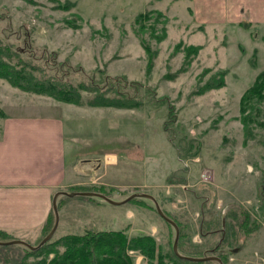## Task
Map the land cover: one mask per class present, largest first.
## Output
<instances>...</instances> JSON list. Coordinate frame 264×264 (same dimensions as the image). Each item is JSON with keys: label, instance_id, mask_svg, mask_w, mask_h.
Listing matches in <instances>:
<instances>
[{"label": "rangeland", "instance_id": "obj_1", "mask_svg": "<svg viewBox=\"0 0 264 264\" xmlns=\"http://www.w3.org/2000/svg\"><path fill=\"white\" fill-rule=\"evenodd\" d=\"M30 1L0 0V35L7 27L24 26L34 49L55 51L59 62L77 69L72 81L80 78L78 69L124 75L142 84L146 100L134 109L77 106L23 92L0 79V107L7 116L59 117L67 175L81 182L65 192L102 187L116 201L148 193L163 212L188 225L187 241L201 247L220 237L200 236L203 219L219 221L232 211L236 217L227 222L235 225L237 248L228 264H264V132L244 141L239 119L240 98L264 69V0ZM68 1L74 5L57 7ZM146 12L142 29L134 19ZM152 25L163 36L160 41ZM142 41L154 54L149 70ZM192 45L201 48L186 57ZM219 76L224 86L195 94ZM110 155L117 164L106 168ZM57 207L59 223L50 241L99 230L151 233L163 244L174 240L173 226L146 198L112 205L96 196L64 195ZM49 221L45 233L40 227L11 235L37 245L51 230L54 213ZM23 254L20 244L0 245V264H16ZM133 256L137 264H146Z\"/></svg>", "mask_w": 264, "mask_h": 264}, {"label": "trees", "instance_id": "obj_2", "mask_svg": "<svg viewBox=\"0 0 264 264\" xmlns=\"http://www.w3.org/2000/svg\"><path fill=\"white\" fill-rule=\"evenodd\" d=\"M25 1L31 3L30 0ZM73 5V2L68 1L65 5L57 7L67 9ZM161 15L159 13V16ZM148 18L149 13L146 12L137 14L134 20L140 23V28L144 29V21ZM7 28L0 35V79L11 87L77 106L134 109L145 104L146 100L141 94V83L128 81L124 75L112 77L99 69L89 74L78 69L80 78L72 81L70 76L77 69H73L69 62H59L55 51L48 52L45 48L40 51L34 49L30 32L24 26L15 29H11V26ZM150 28L154 37L160 41L163 36L155 34L153 25ZM142 46L147 54V69L149 70L154 54L146 42L142 41ZM190 47L186 57L190 54L194 57L201 48V46L194 45ZM185 60L186 64L190 63V59ZM171 76L175 75H166L165 78H172ZM221 76L218 77V81L215 77H210L205 84L199 86L195 94H203L208 90L224 86V79ZM158 101L163 102L160 99ZM239 113L244 141L254 139L257 134L259 135V130L264 132V69L256 74L253 82L243 92L239 101ZM5 116L6 113L0 107V117ZM196 153L195 151L191 155ZM75 190L105 193L102 187L97 189L75 188ZM52 213L53 211L43 226L44 233L49 230L48 224ZM164 213L178 225V251L181 255L190 257L214 255L219 257L223 264H228L230 253L237 248V231L234 224L227 222V218L234 219L235 213L229 211L219 221L203 219L199 231L201 237L204 234L220 233L219 240L207 247L189 243L187 241L190 235L188 225L181 226V222H178L174 216H170L165 211ZM214 223H218V227L214 228ZM237 223L241 226V221L238 220ZM11 239H13L12 235L0 229L1 241ZM23 248V257L16 264H136L134 253L142 256L146 264H218L214 260L181 259L173 252V240L163 244L151 234L129 236L126 230L66 234L57 240L47 241L36 251L24 246ZM29 256H33L34 259L28 261Z\"/></svg>", "mask_w": 264, "mask_h": 264}, {"label": "crops", "instance_id": "obj_3", "mask_svg": "<svg viewBox=\"0 0 264 264\" xmlns=\"http://www.w3.org/2000/svg\"><path fill=\"white\" fill-rule=\"evenodd\" d=\"M2 119L0 229L11 235L42 228L53 211L54 194L68 191V187L81 182H72L67 175L66 141L59 117L51 114H6ZM110 157L106 168L116 167L115 155ZM73 170L78 175L85 174L84 169L73 167ZM137 257L138 261L143 260L142 256Z\"/></svg>", "mask_w": 264, "mask_h": 264}, {"label": "water", "instance_id": "obj_4", "mask_svg": "<svg viewBox=\"0 0 264 264\" xmlns=\"http://www.w3.org/2000/svg\"><path fill=\"white\" fill-rule=\"evenodd\" d=\"M60 195H66V196H76V195H86V196H96L99 197L100 199H102L103 201L112 204V205H121V204H125L127 202H129L130 200H132L133 198H137V197H141V198H146L149 199L157 213L159 214L160 217H162L166 222H168L169 224H171L174 228L175 231V235H174V240H173V252L174 254L184 260H190V261H208V260H214L217 261L218 264H223L221 259L217 256L214 255H207V256H203V257H190V256H185V255H181L178 251V239H179V228L177 226V224L170 219L169 217H167L164 212L162 211V209L160 208L158 201L150 194L148 193H133L131 195H129L127 198L121 200V201H116L113 199H110L108 196H106L103 193L100 192H95V191H74V192H57L54 194L53 199H52V209H53V213H54V223L53 226L51 228V230L49 231V233L37 244V245H30L27 242L23 241V240H19V239H12V240H8V241H0V245H10V244H20L26 248H28L29 250L32 251H36L39 248H41L47 241H49L51 239V237L54 235L58 223H59V213H58V207H57V198Z\"/></svg>", "mask_w": 264, "mask_h": 264}]
</instances>
